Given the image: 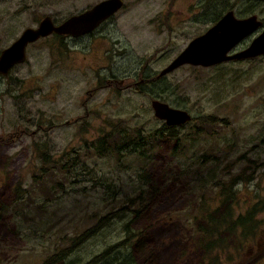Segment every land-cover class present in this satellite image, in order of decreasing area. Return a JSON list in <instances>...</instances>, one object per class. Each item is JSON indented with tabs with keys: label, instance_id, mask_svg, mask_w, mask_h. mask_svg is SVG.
<instances>
[{
	"label": "rangeland",
	"instance_id": "obj_1",
	"mask_svg": "<svg viewBox=\"0 0 264 264\" xmlns=\"http://www.w3.org/2000/svg\"><path fill=\"white\" fill-rule=\"evenodd\" d=\"M16 1L0 0L3 11L8 10L0 22L1 50L29 22L24 13L10 16ZM197 1L177 0L176 5L192 9ZM228 3L237 12L248 6L240 0ZM142 7L131 0L127 27L109 32L110 38L130 42L65 40L58 45L57 36L43 37L28 44L25 61L2 77L3 132L20 134L0 144V264L39 263L98 215L137 194L145 205L131 224L142 233L130 248L140 246L135 259L141 264H199L201 250L190 208L198 205L200 193L211 205L221 187L231 184L239 212L264 198V54L207 67L182 65L149 92L139 91L135 85L142 80L129 74L133 67L148 64L156 72L183 42H159L155 16L143 13ZM257 15L264 20V10ZM109 70L110 88L98 87ZM152 97L187 109L194 119L162 128L150 107ZM116 121L129 130L140 127L144 136L162 131L139 175L134 173L136 155L86 152L85 144L99 131L110 132ZM36 147L53 156L63 152L68 163L75 159L52 199L42 189L48 181L41 186L30 183ZM198 174L208 181L192 187ZM17 180L19 188L29 184L21 197L12 189ZM259 216L255 235L244 249L258 241L264 247V207ZM121 237V222L113 221L54 264H82ZM144 247L142 258L138 253ZM255 264H264V248Z\"/></svg>",
	"mask_w": 264,
	"mask_h": 264
},
{
	"label": "trees",
	"instance_id": "obj_2",
	"mask_svg": "<svg viewBox=\"0 0 264 264\" xmlns=\"http://www.w3.org/2000/svg\"><path fill=\"white\" fill-rule=\"evenodd\" d=\"M59 43L57 42L58 45H60ZM140 86L142 84L137 85L136 88L143 91ZM193 119L192 116L189 121ZM110 125V132L99 131L88 145L85 144L86 152L101 156L111 153L118 155L121 151H125L128 155H136L139 165L135 166L134 173L139 175L143 162L150 159L149 151L152 150L153 144H157L155 138L163 136L162 131L157 129L150 135L144 136L140 127H132L129 130L119 121ZM120 125L123 127L121 128ZM177 125H166L163 122L162 128H174ZM19 134L20 131H18V134L16 131L3 132V136H6L4 140L14 139ZM35 155L37 157L36 166L30 174V183L41 186L45 181H48L49 185L42 189L52 199L55 195V188L61 187L60 179H62L63 174L69 173L71 168L74 169L75 159L71 158L68 163L63 158V152L59 156H53L48 151L41 150L38 147L35 148ZM200 175L196 176L192 187H200L206 184L208 179H206V176L201 178ZM135 180L141 184H148L141 178ZM28 187L29 184H26L19 188L17 180L12 189L17 197H21ZM18 189L21 191L19 194ZM119 191H121V187L117 188V191L113 189L111 198ZM221 191L223 192H218L213 196L211 205L207 204L208 198H205L203 192H201L198 197V205L190 208L198 247L201 250L199 264H227L233 260L238 264L243 260H250L247 259V253L252 246L244 249V243L249 237L252 239L255 235L261 218L259 213L264 207V198H257L251 205L246 207L244 212H239L240 207H234L237 205L236 193L231 189V184L229 187H221ZM193 193L196 199V192L193 191ZM142 200L143 198L137 194L132 198L125 199L119 205L111 206L104 214L98 215L94 222L69 238L67 245L60 247L39 263L34 264H54L58 262L100 229L116 220L121 222L122 237L107 244L100 252L94 254L82 264H141L137 258L135 259V251L140 246L135 245V251L130 248L137 239H140L139 236L142 234L131 226L133 220L144 209L145 204L141 205L140 202ZM1 209L2 205L0 204V212ZM262 249L263 247H258L259 252ZM146 251L147 248L144 247L138 255L142 254V258H144Z\"/></svg>",
	"mask_w": 264,
	"mask_h": 264
},
{
	"label": "flooded vegetation",
	"instance_id": "obj_3",
	"mask_svg": "<svg viewBox=\"0 0 264 264\" xmlns=\"http://www.w3.org/2000/svg\"><path fill=\"white\" fill-rule=\"evenodd\" d=\"M102 1H108V0H17L16 6L10 10V16L13 18L14 15L24 13L29 17V22L22 27L19 33L16 34L15 37L10 42H12L25 27L35 28L39 25L40 21H42L43 19L49 20L52 23V25H58L74 15H81V17L77 21L78 25L72 27V29L76 30L77 33L75 34L69 32L58 33L55 31H50L47 34L39 35L34 40L28 42L30 43L35 42L43 37L44 38L46 37L48 40L50 36H57L56 42H64L65 40H70L73 42H130V40L126 38L120 39L116 36L110 38L109 32L110 30H120V29H125L127 27L126 15L130 11L131 0H110V10H107L106 13L99 19L93 16L89 18L85 15L87 11H89L95 5H98ZM137 1L142 3L143 13H152L155 16V21H157L159 26H156L154 28V32H156L159 35H162L159 42H176L177 44V42L183 41L181 43V46L178 49H176L174 51V54L166 61L165 65L187 44V42H189L190 39L204 32L220 16H222L224 13L228 11H230L235 18H244L253 15L257 20H259V23L254 29H252V31H250V33L239 39L237 43L234 44L227 51V53H232L246 46L247 43L250 42V40L256 34H258V32L264 27V20L258 17L257 15V11L261 12L264 10V7L258 8V6L264 4V0H240L246 2L248 5L243 12H237L235 6L229 4L228 0H198L194 8L192 9L178 8L176 5L177 0H137ZM219 3L221 5H217ZM51 10H53V12ZM6 11H3V9L0 7V22L4 19V14L6 15L8 14L5 13ZM53 13L54 15H52ZM56 15H58V17ZM176 25L177 28H175ZM28 44H26V46ZM26 46H25V59H26V51H27ZM263 54L264 53L260 55ZM109 57H110V51H109ZM253 57L225 59L208 66L223 63L225 61H235L239 59L253 58ZM182 65L201 66V65H192L189 63H183L181 65H178L174 69ZM203 67H207V66H203ZM160 69L155 72L148 64L145 66L137 64L133 67V69L129 72V74H131L133 77L138 76L140 77V80H142L137 84L133 83L136 84L135 88L137 85L142 84V86H140V89L149 92L151 86H158L159 81H161V78L173 70L172 69L166 73L159 74ZM2 76L4 75L0 73V144H3V140H4L2 135L3 134ZM146 84L149 85L147 86ZM97 86L98 87L106 86L110 88V70L108 73V77L105 80V83L98 84ZM108 94L110 96V90L108 91ZM153 98L156 97H152L150 98V100ZM9 139L12 140L11 138ZM258 247H259V241L256 243L255 246H252V248L247 253L248 254L247 259H250L248 260L249 264L259 262Z\"/></svg>",
	"mask_w": 264,
	"mask_h": 264
},
{
	"label": "water",
	"instance_id": "obj_4",
	"mask_svg": "<svg viewBox=\"0 0 264 264\" xmlns=\"http://www.w3.org/2000/svg\"><path fill=\"white\" fill-rule=\"evenodd\" d=\"M107 10H110V0L102 1L85 14L91 18H101ZM81 15L71 16L66 21L52 25L43 19L35 28L25 27L20 34L0 51V73L6 75L9 68L24 61L25 46L39 35H45L50 31L58 33H77L72 29L78 25ZM259 23L253 15L244 18H235L230 11L220 16L208 29L196 35L164 65L159 74L166 73L178 65L189 63L192 65L208 66L213 63L243 57H253L264 53V27L243 48L232 53L227 51L237 43L239 39L250 33ZM153 115L162 119L166 125L181 124L191 118V114L184 108L169 105L167 102L153 98L150 100Z\"/></svg>",
	"mask_w": 264,
	"mask_h": 264
},
{
	"label": "bare ground",
	"instance_id": "obj_5",
	"mask_svg": "<svg viewBox=\"0 0 264 264\" xmlns=\"http://www.w3.org/2000/svg\"><path fill=\"white\" fill-rule=\"evenodd\" d=\"M3 77V76H2Z\"/></svg>",
	"mask_w": 264,
	"mask_h": 264
}]
</instances>
